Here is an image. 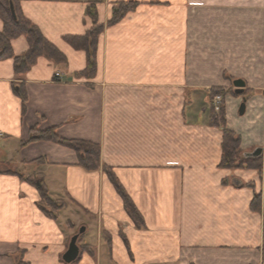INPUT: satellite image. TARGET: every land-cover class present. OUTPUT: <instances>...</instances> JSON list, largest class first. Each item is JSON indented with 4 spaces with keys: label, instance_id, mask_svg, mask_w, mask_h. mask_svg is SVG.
Listing matches in <instances>:
<instances>
[{
    "label": "crops",
    "instance_id": "obj_1",
    "mask_svg": "<svg viewBox=\"0 0 264 264\" xmlns=\"http://www.w3.org/2000/svg\"><path fill=\"white\" fill-rule=\"evenodd\" d=\"M127 1L136 8L107 26L113 8ZM18 2L66 64L39 58L19 76L12 59L0 61V264H16L20 251L29 264H65L66 240L81 228L77 243L95 256L82 253L77 264H264L263 215L250 210L254 193L263 195L259 175L218 168L222 132L212 126L208 100L210 88L226 83L221 71L244 82L243 91L254 93L225 100L226 127L239 136L244 157L262 149L264 0ZM90 5L104 29L88 79L80 76L86 53L65 38L89 31ZM11 48L20 56L28 44L18 37ZM20 85L25 102L16 95ZM33 128L98 144L101 164L113 170L144 227L132 223L103 171L79 167L72 150L22 146ZM13 172L43 175L50 197L72 205L57 220L45 217L36 190Z\"/></svg>",
    "mask_w": 264,
    "mask_h": 264
},
{
    "label": "trees",
    "instance_id": "obj_2",
    "mask_svg": "<svg viewBox=\"0 0 264 264\" xmlns=\"http://www.w3.org/2000/svg\"><path fill=\"white\" fill-rule=\"evenodd\" d=\"M10 4L13 5L14 16L11 14ZM136 6V2L127 1L114 7L107 26H112L118 23L129 12H132ZM86 15L93 22L89 31H87L82 37H67L65 39L72 48L75 50H82L86 53V67L82 73H80V76L90 79L93 78L96 73L97 43L100 34L103 32L104 26L97 23V15L94 5L88 6ZM0 19L3 22V29L0 32V61L12 59L16 75L23 76L26 74L36 64V61L39 58H44L52 62L54 65L66 64V57L42 36L35 25L22 15L18 0H0ZM18 37L25 38L28 44V49L20 56H15L12 52L11 41ZM15 89L16 95L20 97L22 102H25L26 96L21 85ZM212 113L216 112L211 109L212 126L220 128L222 132L221 157L218 168L230 171L241 169L259 170L258 157L246 156L245 158L256 159L248 162L240 158V138L234 132L227 129L225 116L222 115L220 123H215L216 117H214V114L212 115ZM36 142H50L72 150L77 156L79 167L83 168L85 171L90 172L102 170L112 184L115 192L122 200L124 211L132 223L138 229L144 227L142 215L137 210L132 199L118 180L113 170L109 166L101 164L100 148L98 144L89 141L62 138L57 134L56 128H48L45 130H37L36 128L31 129L26 141L22 143V146ZM13 174L17 175L21 180L36 190L40 198L38 204L44 216L51 220H57L59 212L65 207L64 205H58L57 202L59 201L50 197L44 176L40 174H32L24 177L18 172H13ZM223 183L225 184V182ZM250 210L257 213L261 212L263 215L262 251L264 255V203L262 206L260 195H253V199L250 203ZM79 248L80 255H82V253H87L90 257L94 258L95 254L91 247L81 244ZM130 257H132L131 254ZM79 259L80 256L72 264H77ZM16 264H29L23 261V251H20Z\"/></svg>",
    "mask_w": 264,
    "mask_h": 264
},
{
    "label": "rangeland",
    "instance_id": "obj_3",
    "mask_svg": "<svg viewBox=\"0 0 264 264\" xmlns=\"http://www.w3.org/2000/svg\"><path fill=\"white\" fill-rule=\"evenodd\" d=\"M215 5L219 6V4H217V3ZM219 77H221L224 81H226V83L223 86H217L216 85V86H213L212 88H210L209 95H208V100H209V104L211 105V109L216 112V113H212V115L214 114V117H216L215 123H220L221 122L222 115L225 116V123H226L225 100L229 99V98H232V99L240 98L241 100H245V99H248L254 92L252 90H247L246 91V89H245L242 92V94L237 95L235 93V90H234V87H233V84H232L233 80L236 79V78L231 77L225 70H223V71H221V73H219ZM217 98L219 99V101H218V103H215ZM221 107H222V109H221ZM261 150H262V153H261L260 156H258L259 170H255V169H241V170H246V171L247 170H254V171L257 172V174L259 175V181L261 182V188H262L261 192H263V195L262 196L260 195V198L264 199V146L262 147ZM240 152H241L240 158L243 159L244 161L248 162V161L256 160V159H251V158H245L243 156V151H242L241 147H240ZM235 171H237V170H235ZM235 171H231V172H235ZM253 184H254V182H252V183L250 182L248 184H245V186L254 188ZM254 194H256V193H254ZM256 195H258V194H256ZM57 201H59V202H57L58 205H64V207H67L68 204L72 205L70 203V201H68L66 199L57 200ZM38 206H39V204H38ZM39 209H40V206H39ZM73 215L74 214H72V216ZM64 225H65V227L66 226H72L71 220L68 221V224H67V222H65ZM77 233H78V229L74 230V232L71 235L68 236V238L66 240V244L67 245L69 244V241H70L71 237L73 235H76ZM79 241H81V239L78 240V242ZM77 245H78V243H77Z\"/></svg>",
    "mask_w": 264,
    "mask_h": 264
},
{
    "label": "water",
    "instance_id": "obj_4",
    "mask_svg": "<svg viewBox=\"0 0 264 264\" xmlns=\"http://www.w3.org/2000/svg\"><path fill=\"white\" fill-rule=\"evenodd\" d=\"M10 11H11L12 16H14V9H13L12 4H10ZM233 86L235 88V93L237 95L242 94L243 88H244V82H242L241 80H235L233 82ZM244 111H245V103L243 102L239 107L238 114L242 116L244 114ZM261 153H262L261 149H256L251 154H249V157H258L261 155ZM83 232H84V228H81L79 230V234ZM79 234H76L71 237L69 244L67 246V249L61 257L62 261L65 264L74 263L80 256V249L77 245Z\"/></svg>",
    "mask_w": 264,
    "mask_h": 264
},
{
    "label": "built area",
    "instance_id": "obj_5",
    "mask_svg": "<svg viewBox=\"0 0 264 264\" xmlns=\"http://www.w3.org/2000/svg\"><path fill=\"white\" fill-rule=\"evenodd\" d=\"M218 101H219V99L217 98V100H216V102H215V103H218ZM2 137H3V133H2V132H0V140L2 139Z\"/></svg>",
    "mask_w": 264,
    "mask_h": 264
}]
</instances>
